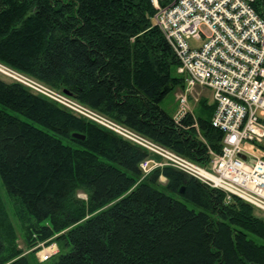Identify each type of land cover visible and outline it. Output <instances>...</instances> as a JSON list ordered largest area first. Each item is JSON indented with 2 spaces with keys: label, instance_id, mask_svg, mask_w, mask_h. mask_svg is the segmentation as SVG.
Here are the masks:
<instances>
[{
  "label": "trees",
  "instance_id": "trees-1",
  "mask_svg": "<svg viewBox=\"0 0 264 264\" xmlns=\"http://www.w3.org/2000/svg\"><path fill=\"white\" fill-rule=\"evenodd\" d=\"M253 6L264 19V0ZM156 13L152 0H0V62L206 166L224 138L215 104L203 99L179 123L162 108L187 78ZM149 157L0 78V180L34 254L49 241L55 264H264L251 237L264 240V218L252 205L172 167L143 178ZM11 214L0 193V264H31Z\"/></svg>",
  "mask_w": 264,
  "mask_h": 264
},
{
  "label": "built area",
  "instance_id": "built-area-1",
  "mask_svg": "<svg viewBox=\"0 0 264 264\" xmlns=\"http://www.w3.org/2000/svg\"><path fill=\"white\" fill-rule=\"evenodd\" d=\"M254 1L173 0L163 7L160 0H152L157 9L155 23L180 61L178 73L186 76L187 88L199 86L213 93L212 125L224 138L220 154L210 151L211 167L195 165L145 137L112 125L110 130L92 113L97 119L82 115L158 156L160 161L147 158L141 163L143 178L169 166L224 191L227 200L237 197L264 212V19ZM2 73L6 74L0 69ZM7 76L38 95L44 93L37 85ZM180 102L176 123L192 113L187 96ZM55 253H44L41 262Z\"/></svg>",
  "mask_w": 264,
  "mask_h": 264
},
{
  "label": "rangeland",
  "instance_id": "rangeland-1",
  "mask_svg": "<svg viewBox=\"0 0 264 264\" xmlns=\"http://www.w3.org/2000/svg\"><path fill=\"white\" fill-rule=\"evenodd\" d=\"M156 14H155V16H156ZM0 69L6 73V74L2 73L3 75L0 74V78H2L3 80L8 81V82H15V83H18V84H20L22 86H25L24 84L19 83V82L15 81V80H13V79H11L10 77L7 76V75H11V76H13L15 78H19L21 80L27 81V82H29V83H31L33 85H37L39 87V89L44 91V93L42 95H40V96L45 97V98H47V99L59 104L60 106H62L63 108L67 109L68 111L72 112L74 115H76V116H78L80 118L86 119V120H88L90 122H93V123L99 125L96 121L91 120V119L87 118L86 116H83L85 114H88V115H91V116L95 115L99 119L103 120L104 121L103 123L110 130H111V125H112V126L116 127L117 129L125 132V133H131V134L137 135L139 137H145V139L150 140L151 142L155 143L156 145L162 146V145L158 144L157 142H154L153 140L147 138L146 136H144V135H142V134H140V133H138V132H136V131L128 128V127H125L123 124H120L119 122H117V121H115V120H113V119H111V118H109V117H107V116H105V115H103V114H101V113H99V112H97V111L85 106L84 104L78 102L77 100H75L73 98H70V96H68L67 94L61 93V92H59L57 90H54V89L46 86L45 84H43V83H41V82H39V81L27 76L26 74H23V73L15 70L14 68H12V67H10V66L2 63V62H0ZM26 88H28V87H26ZM28 89L31 91L30 88H28ZM52 95L57 97V98H59V99L57 100V99L52 98ZM66 96H68V97H66ZM182 96H187V98H188V106L190 107L191 112H192L191 114L193 116L197 115V112L200 109L201 101L203 99H207L209 104H214L212 91L209 90V89H205V88H202V87L198 86V87H195V88H193L191 90H189L188 88H186V89L176 88L162 102V104H161L162 108L165 109L166 111H168L169 113L174 114V116H175L179 112V110L181 108L180 100H181ZM62 103H64L66 106L69 105L72 108L69 107V106H68L69 108H67ZM90 113H92L93 115L90 114ZM214 113H215V111H214ZM95 116H93V118L97 119ZM99 126H101V125H99ZM106 127H105V129H107ZM103 128H104V126H103ZM167 149H169V148H167ZM169 150H171V149H169ZM171 151L176 153V154H178L177 152H175L173 150H171ZM178 155H180V154H178ZM156 156H157L156 154H151L149 158L154 160V161H160V160L155 158ZM180 156H182V155H180ZM182 157L187 159V160H189V161H191L190 159H188V158H186L184 156H182ZM211 160L212 159H210L209 163L207 164L209 167L212 166ZM191 162L193 164H195V165L202 166V165H199V164H197V163H195L193 161H191ZM167 167H169V166H167ZM181 172H183V171H181ZM183 173H185V172H183ZM185 174H187V173H185ZM187 175H189V174H187ZM189 176H191V175H189ZM161 181H162V183L166 182V180L163 179V178H161ZM208 186L211 187L210 185H208ZM211 188H213V187H211ZM0 193L2 195V198H3L4 202L6 203V206L9 209L10 214L12 213L11 214V218L13 220L15 229H16L17 234H18L19 248L22 249L25 252V254H27L29 256L30 263L31 264H55V261L57 260V258L50 259V260H48L46 262H41L40 258H41V256L44 253H49V252H56L54 254V255H56L59 252L58 244L57 243L47 244L49 241L40 243L35 248V249H38V251L34 254L33 253L34 249L31 250L27 246V244L25 242V239L23 237V234H22V231H21L20 224H19L18 220L13 216L12 201H11V198L9 197V195L7 194L6 190L4 189L1 180H0ZM171 195L173 197H175L176 199H178L179 201H181L184 204H186L190 209H194L196 211H203L204 210L201 207L197 206L192 201H190V200L186 199L185 197H183L182 195L173 194V193H171ZM80 197L83 198V199H87L86 194H84L82 192L80 193ZM256 211H257V214L260 217L264 218V212L259 211L257 209H256ZM251 237L253 239H255L257 242H259V243H264V240L259 238V237H256V236H253V235H251Z\"/></svg>",
  "mask_w": 264,
  "mask_h": 264
},
{
  "label": "water",
  "instance_id": "water-1",
  "mask_svg": "<svg viewBox=\"0 0 264 264\" xmlns=\"http://www.w3.org/2000/svg\"><path fill=\"white\" fill-rule=\"evenodd\" d=\"M64 93L68 95V92L65 91ZM73 138H74V139H77V140H81V141H83V140L86 139V137H85L84 135H82V134H78V133H74V134H73ZM242 157L245 158V156H242ZM180 193H181L182 195H184V194H185V189L182 188V189L180 190Z\"/></svg>",
  "mask_w": 264,
  "mask_h": 264
}]
</instances>
